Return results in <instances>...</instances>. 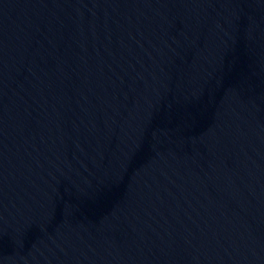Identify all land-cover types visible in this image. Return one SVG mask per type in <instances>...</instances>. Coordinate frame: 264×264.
<instances>
[{"label":"water","instance_id":"obj_1","mask_svg":"<svg viewBox=\"0 0 264 264\" xmlns=\"http://www.w3.org/2000/svg\"><path fill=\"white\" fill-rule=\"evenodd\" d=\"M0 264H264V0H0Z\"/></svg>","mask_w":264,"mask_h":264}]
</instances>
